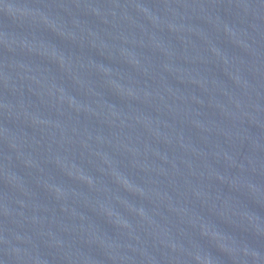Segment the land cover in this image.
<instances>
[{"label":"water","instance_id":"obj_1","mask_svg":"<svg viewBox=\"0 0 264 264\" xmlns=\"http://www.w3.org/2000/svg\"><path fill=\"white\" fill-rule=\"evenodd\" d=\"M0 264H264V0H0Z\"/></svg>","mask_w":264,"mask_h":264}]
</instances>
